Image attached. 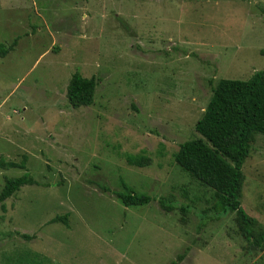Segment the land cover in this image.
<instances>
[{"label":"rangeland","instance_id":"rangeland-1","mask_svg":"<svg viewBox=\"0 0 264 264\" xmlns=\"http://www.w3.org/2000/svg\"><path fill=\"white\" fill-rule=\"evenodd\" d=\"M0 44V162L25 166L0 167V191L35 182L0 203V264H264L236 213L213 214L212 190L173 160L216 83L264 69V0H0ZM74 73L97 81L90 106L67 101ZM253 137L239 201L258 233ZM125 187L153 200L124 207Z\"/></svg>","mask_w":264,"mask_h":264},{"label":"trees","instance_id":"trees-1","mask_svg":"<svg viewBox=\"0 0 264 264\" xmlns=\"http://www.w3.org/2000/svg\"><path fill=\"white\" fill-rule=\"evenodd\" d=\"M10 49L0 44V57ZM97 81L74 73L66 89V98L73 107H87L93 103ZM199 138L181 143L173 160L184 172L207 186L213 192V214L236 213L239 229L247 241L257 249L264 247V230L254 232L253 218L246 215L240 205V190L244 180L242 164L249 156L254 134L264 135V69L255 72L248 80L221 79L212 88V95L195 124ZM128 165L143 167L149 159L137 156L126 158ZM0 167L24 169V162L2 163ZM35 182L28 173L6 178L0 191V203H4L22 186ZM125 191L113 193L124 207L148 204L153 199L125 187ZM107 191V190H106ZM160 207L171 208L160 201ZM4 210V204L1 205ZM53 222L67 225L66 216L56 217Z\"/></svg>","mask_w":264,"mask_h":264}]
</instances>
